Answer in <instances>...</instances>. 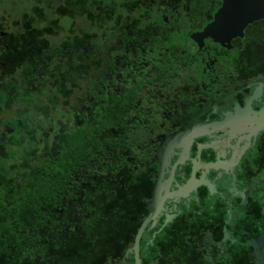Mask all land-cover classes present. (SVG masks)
<instances>
[{
    "label": "flooded vegetation",
    "instance_id": "af4514ba",
    "mask_svg": "<svg viewBox=\"0 0 264 264\" xmlns=\"http://www.w3.org/2000/svg\"><path fill=\"white\" fill-rule=\"evenodd\" d=\"M10 1L0 264H264V17L228 36L223 0Z\"/></svg>",
    "mask_w": 264,
    "mask_h": 264
},
{
    "label": "water",
    "instance_id": "95a60500",
    "mask_svg": "<svg viewBox=\"0 0 264 264\" xmlns=\"http://www.w3.org/2000/svg\"><path fill=\"white\" fill-rule=\"evenodd\" d=\"M261 17H264V0H223L210 31L218 35H236Z\"/></svg>",
    "mask_w": 264,
    "mask_h": 264
},
{
    "label": "trees",
    "instance_id": "16d2710c",
    "mask_svg": "<svg viewBox=\"0 0 264 264\" xmlns=\"http://www.w3.org/2000/svg\"><path fill=\"white\" fill-rule=\"evenodd\" d=\"M5 225L9 226L7 232L11 233L14 236L15 241L19 240L18 242H23L26 247H32V232H33V225H34V217L28 214H23V212L18 210H13L9 212ZM19 233V236H15Z\"/></svg>",
    "mask_w": 264,
    "mask_h": 264
},
{
    "label": "rangeland",
    "instance_id": "374dc122",
    "mask_svg": "<svg viewBox=\"0 0 264 264\" xmlns=\"http://www.w3.org/2000/svg\"><path fill=\"white\" fill-rule=\"evenodd\" d=\"M7 3H9L10 6L12 5V3H11L10 0H0V4H1V5H2V4H7Z\"/></svg>",
    "mask_w": 264,
    "mask_h": 264
}]
</instances>
